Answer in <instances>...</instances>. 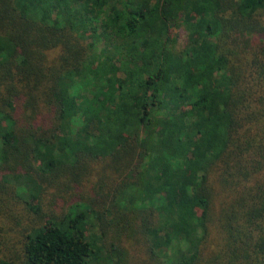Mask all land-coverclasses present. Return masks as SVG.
I'll use <instances>...</instances> for the list:
<instances>
[{
	"label": "trees",
	"instance_id": "obj_1",
	"mask_svg": "<svg viewBox=\"0 0 264 264\" xmlns=\"http://www.w3.org/2000/svg\"><path fill=\"white\" fill-rule=\"evenodd\" d=\"M0 172L43 222L0 264H264V0H0Z\"/></svg>",
	"mask_w": 264,
	"mask_h": 264
},
{
	"label": "rangeland",
	"instance_id": "obj_2",
	"mask_svg": "<svg viewBox=\"0 0 264 264\" xmlns=\"http://www.w3.org/2000/svg\"><path fill=\"white\" fill-rule=\"evenodd\" d=\"M174 34H178L177 32H173ZM184 35L181 34L179 38V46L183 44ZM1 123V126H3ZM97 167H99L97 165ZM111 174V172H109ZM4 180L7 185L15 186V178L13 175H8L6 173L0 172V181ZM106 184H100L97 186V182L99 181V176L97 173L93 172L87 179H83L82 185L75 184L73 181L71 183V191L68 195V202L64 204V207H58L56 209L55 214L60 218L62 224L66 225V220L64 219L63 213L66 214L67 209L71 206L72 202L70 200H76L83 202L88 197L91 198L93 209L106 210L108 207L110 196L108 198L105 195H110L113 188L108 186L109 181L102 178ZM102 187V189H100ZM94 188V189H93ZM16 190V189H15ZM50 190V189H49ZM51 191V190H50ZM18 193V191L16 190ZM73 194V195H72ZM72 196V197H71ZM81 196L82 199H78ZM71 197V198H70ZM5 199L4 201L0 200V256L2 254H7L11 256H16L21 254L22 249V239L26 233V229L28 226L31 227H39L42 225H38L39 223H43L40 215L34 214L30 209L35 208L37 204V191H33L29 193L27 198V202L22 196H13L11 194H6L5 192L0 191V199ZM70 198V199H69ZM63 202V201H62ZM79 209L84 210L85 220L82 224L84 233L86 236L98 235V221L95 219L91 212L86 211L85 204L79 205ZM113 217V215H112ZM114 226L109 227L110 234L107 229L108 240L110 235L111 239V231L114 230ZM122 247H127V240L121 237ZM110 241L106 243V251L103 254L111 253L110 252ZM113 242H115L113 240ZM116 244V242H115ZM119 252L115 255H112V258H116ZM128 264H134L131 259H127ZM99 264H113L110 260L104 258Z\"/></svg>",
	"mask_w": 264,
	"mask_h": 264
}]
</instances>
